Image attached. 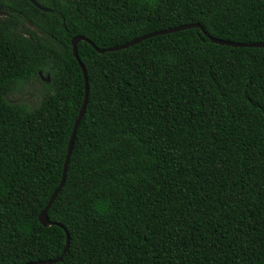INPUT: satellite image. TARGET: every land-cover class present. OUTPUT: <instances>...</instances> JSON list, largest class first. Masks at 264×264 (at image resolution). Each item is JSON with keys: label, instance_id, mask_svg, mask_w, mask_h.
Listing matches in <instances>:
<instances>
[{"label": "trees", "instance_id": "1", "mask_svg": "<svg viewBox=\"0 0 264 264\" xmlns=\"http://www.w3.org/2000/svg\"><path fill=\"white\" fill-rule=\"evenodd\" d=\"M33 1V2H32ZM39 5V6H37ZM0 264H264V0H0ZM210 36V37H209ZM42 73V76L40 75ZM50 78L48 82L47 79ZM39 83V102H13Z\"/></svg>", "mask_w": 264, "mask_h": 264}, {"label": "water", "instance_id": "2", "mask_svg": "<svg viewBox=\"0 0 264 264\" xmlns=\"http://www.w3.org/2000/svg\"><path fill=\"white\" fill-rule=\"evenodd\" d=\"M37 6H39V5H37ZM1 12H2V9L0 7V13ZM191 28H200L206 34L204 28L201 25H199V24L182 25V26H179V27H175V28L164 30V31H160V32H157V33H154V34L146 35L144 37H141V38H138V39L132 41L129 44H126V45H123V46H119V47L110 48V49H100L93 42H91L90 40L86 39L83 36H77V37L73 38V40H72L73 54H74L76 60L78 61L82 71H83L84 78H85V83H86V85H85V91H86L85 101H84V104H83V106L81 108L80 114H79V116H78V118L76 120L73 132H72L71 137H70V141H69V145H68V151H67L65 164H64V172H63V177H62L61 183H60L59 187L57 188V190L52 195V197H51L49 203L47 204L46 208L41 212V214L39 216V221H40V223L43 226L56 225V226L64 229V231L66 233V238H67L66 248H65V250L63 252V255L60 256L59 258L50 259V260H46V261L32 262V263H28V264H57V263H60V262L63 261V257L66 254L67 250L69 249L70 236H69L68 231L61 224L50 222L49 218H48V212H49L51 206L53 205L54 201L58 197L60 191L64 187L66 175H67L68 168H69L70 161H71V157H72V154H73V149H74V144H75V139H76V135H77V132H78V128H79V126L81 124V121H82L84 115H85L86 107H87L88 93H89L88 78H87V75H86V69H85V67H84V65H83V63L80 60L79 55H78V45H79V43L81 41H86L99 54H103V53H106V52H109V51H118V50L126 49V48H128L130 46L139 44L142 41L150 39V38L155 37V36L177 33V32H180V31H185L187 29H191ZM210 38H211L212 42H214L216 44H219V45H223V46L236 47V48H264V42L263 43H253V44H249V43H235V42H226V41H223V40H218V39H215V38H212V37H210ZM40 75L42 76L41 72H40ZM47 81L49 82L50 78H48Z\"/></svg>", "mask_w": 264, "mask_h": 264}, {"label": "rangeland", "instance_id": "3", "mask_svg": "<svg viewBox=\"0 0 264 264\" xmlns=\"http://www.w3.org/2000/svg\"><path fill=\"white\" fill-rule=\"evenodd\" d=\"M2 13H0V16ZM41 85L36 83L35 85H30L24 90H18L16 93L10 96V100L13 102H25L30 107H34L39 102L36 96V90L40 89Z\"/></svg>", "mask_w": 264, "mask_h": 264}]
</instances>
